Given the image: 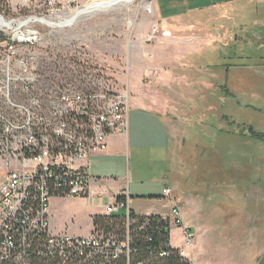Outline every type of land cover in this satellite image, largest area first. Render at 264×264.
<instances>
[{
    "label": "rangeland",
    "instance_id": "obj_1",
    "mask_svg": "<svg viewBox=\"0 0 264 264\" xmlns=\"http://www.w3.org/2000/svg\"><path fill=\"white\" fill-rule=\"evenodd\" d=\"M46 2L0 0V17L42 15L50 7ZM154 3L124 2L80 15L73 25L45 36L36 67L46 79L44 84L52 85L60 78L70 81L72 66L80 70L79 64L86 67L89 63L95 69L94 88L129 91L127 49L134 45L132 55L136 53V44L147 38L152 27L147 17L156 18L160 31L168 29L170 34L148 42L150 52L142 51L141 61L132 63L129 93L148 99L145 93L161 89L173 99L174 112L166 124L148 118L138 146L116 140L121 143L117 152L124 153L129 168L133 207L140 213L161 211L163 184H171L182 199L187 225L199 234L191 248L194 264H239L245 261L242 254H247L246 259L251 256L252 264H264V139L251 132L252 128L264 133V0ZM143 4L153 12L147 9L144 16L140 14L141 24L133 32L128 22ZM36 25L46 27L40 22ZM3 44L5 36L0 34ZM77 85L84 88V83ZM133 109H139L136 97L131 98ZM215 157L221 171L216 177L210 162ZM4 170L0 160V181ZM112 179L100 194L54 198L53 211L56 216L61 214L62 225L89 233L90 215L100 205L114 202L112 195L119 183ZM203 213L208 215L205 225ZM172 240L176 245L183 242L175 227Z\"/></svg>",
    "mask_w": 264,
    "mask_h": 264
},
{
    "label": "built area",
    "instance_id": "obj_2",
    "mask_svg": "<svg viewBox=\"0 0 264 264\" xmlns=\"http://www.w3.org/2000/svg\"><path fill=\"white\" fill-rule=\"evenodd\" d=\"M46 3L42 15L0 17V264H192L196 234L169 186L162 194L171 202L166 214L139 213L128 189H121L113 203L90 215L87 235L54 230L52 200L90 196V157L107 151L112 135L127 133L130 105L129 91L93 87L89 63L72 66L70 81L44 84L36 67L40 43L73 25L82 7L76 0ZM157 32L155 25L146 40ZM174 227L181 245L172 240Z\"/></svg>",
    "mask_w": 264,
    "mask_h": 264
},
{
    "label": "crops",
    "instance_id": "obj_3",
    "mask_svg": "<svg viewBox=\"0 0 264 264\" xmlns=\"http://www.w3.org/2000/svg\"><path fill=\"white\" fill-rule=\"evenodd\" d=\"M76 1L79 4H83L84 5L86 3L91 2L92 0H83V1L76 0ZM155 1H157V0H153V5L155 4L154 3ZM133 2H135V1L126 2V4L133 3ZM141 9H142V11H141ZM98 11H101V10H98ZM146 11H147V9H146L144 4L142 6H139L136 16L132 20H130V21H133V22L132 23H130V21L128 22L130 25L134 26L133 32L135 31L136 26L138 27L141 24V22L138 21L140 19V14L142 16H144V12H146ZM152 12H153V10H152ZM147 21L149 22V23H147V25H149V27H150V25H152V27L149 29V33H150L152 31V28L155 25L158 26V23H156L157 22L156 18H151V17H147ZM149 33H148V35H149ZM127 34L128 33H126V36H127ZM161 34L163 36H168L170 34V31L168 29L160 31V28L158 26V32L156 34V37L161 35ZM142 41H143L142 43L136 44L137 48L135 50L136 51L135 54L132 55V52H133L132 46H134V45H132L131 47H129V49H127V57H126V59H127V70H128V77H127V82L128 83H127V85H128L129 92H130V90H132V88H131L132 63L133 64H137V63H139L141 61L140 54L142 53V51H143V53L144 52H150V51H148L146 46H147V43L151 42V41H147L146 39H144ZM128 42H130V44H132V39H131V41L128 39ZM152 82L154 84L159 85V86L161 85L160 83H156L158 81H152ZM143 83L144 82H142V84ZM138 84H141V83H138ZM145 94H146L148 99H146V97H144L143 95H139V96L138 95H134V96H132L131 93H129V99H128L129 100V105H130L129 120L131 118L130 122H131V125L133 124V127H134V137H132V141L130 139L131 136L129 138V128H128V131H127L126 134L116 133V134H114V135H112L110 137V139H109V148H108L107 151L102 152V153H96L92 157H90V163H89L90 169H91L92 173L95 175V179L92 181V185H91V194L95 193V191H99V194L103 193L101 191H107L108 186H106V183L109 180H111L112 178L117 180L118 183H119L117 192L115 193V195L114 194L112 195L114 200L120 194L121 189H128V191H129V185H128V180H127L128 176H129V168L127 167V164L125 162L124 153H120L119 154L117 152L118 148H119V146L121 144L120 143L118 145V143L116 141L117 138H121L123 140L126 139L127 140V145L130 144V146H132L134 144V146H138V145H140V143L142 141V138L144 136L143 131L145 132L147 130V128H148L147 127V123H149L148 118H150L153 123L155 121H158L160 123L166 124L167 120L171 117L172 113L174 112L172 110L173 109V107H172V102H173L172 100L173 99L171 97H168V94H166L165 92L161 91V89L156 90V93H152V94L145 93ZM133 97L134 98L136 97V100H138L139 109H133L132 112H131V98H133ZM153 126H154V124H153ZM160 127L162 129L161 125H160ZM0 160L2 162H4L1 158H0ZM4 173H5V170H4ZM4 173H3V176H4ZM173 181H178V180L176 178H173ZM165 186L171 187L172 190H173V195L175 197L179 198L182 201L181 197L178 194L175 193L174 187L171 184L164 183L163 184V189H164ZM97 189H99V190H97ZM129 193H130V191H129ZM162 194H163V190H162ZM161 200H163V202L165 203L164 209H162L161 211H156V212L147 211V212H144V213H149V214H152V213L166 214V213H168L170 211V208H171V202L166 200V199H163L162 195H161ZM133 202L134 201L132 199V207H133ZM103 206L104 205H100L99 206L100 210L102 209ZM93 214H95V213H93ZM93 214H91V215H93ZM184 214H185V208H184ZM51 216H52V226H53V228H54V230L56 232H63V233L67 232V233L78 234V235H83V234L87 235L88 234V233H81L82 231L81 232H75L73 229L70 228L69 225H66V224L62 225L61 214H60V216L59 215L56 216L54 214L53 204L51 206ZM207 216H208L207 214H204V213L202 214V217H201L202 225H205V222L208 221V218H206ZM228 221L231 222L232 219H228ZM238 223H240V221ZM193 230L195 231L194 228H193ZM204 232H205V230H204ZM195 234H196L195 242L191 246V248L198 243L199 234H198L197 231H195ZM237 236H238L237 232L234 233L233 237L235 238ZM238 239H239V237H238ZM250 240L251 239L249 238L248 239V243H247L248 247H249V244H250ZM240 241L241 240H239V242ZM200 242H203L202 238L200 239ZM203 244H204V242H203ZM191 248H190L191 260H192V264H194L193 253L191 251ZM246 256H247V254H242L241 255V259H245V261H243V262L239 261V264H252L249 261L251 259V256L248 255L247 259L245 258Z\"/></svg>",
    "mask_w": 264,
    "mask_h": 264
},
{
    "label": "bare ground",
    "instance_id": "obj_4",
    "mask_svg": "<svg viewBox=\"0 0 264 264\" xmlns=\"http://www.w3.org/2000/svg\"><path fill=\"white\" fill-rule=\"evenodd\" d=\"M132 1L134 0H92L91 2L86 3L83 7L78 10L77 16L79 17L80 15L85 13L106 9L120 3Z\"/></svg>",
    "mask_w": 264,
    "mask_h": 264
},
{
    "label": "trees",
    "instance_id": "obj_5",
    "mask_svg": "<svg viewBox=\"0 0 264 264\" xmlns=\"http://www.w3.org/2000/svg\"><path fill=\"white\" fill-rule=\"evenodd\" d=\"M251 132H252V134L253 135H255V136H258L259 138H261V139H264V133H261V132H254V130L251 128ZM213 159L211 158V164L213 165V168H214V172H213V176H217V175H219V173H221V171L219 170V159H218V157H215L214 158V160L212 161ZM220 162H222V160L220 159ZM215 176V177H216ZM222 176V178L221 179H224L223 178V175H221Z\"/></svg>",
    "mask_w": 264,
    "mask_h": 264
}]
</instances>
